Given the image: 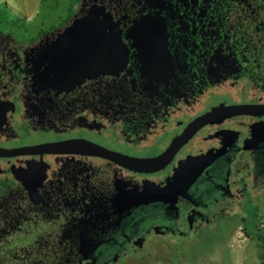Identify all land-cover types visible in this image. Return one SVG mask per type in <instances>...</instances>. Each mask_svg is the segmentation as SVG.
<instances>
[{
  "label": "flooded vegetation",
  "instance_id": "obj_1",
  "mask_svg": "<svg viewBox=\"0 0 264 264\" xmlns=\"http://www.w3.org/2000/svg\"><path fill=\"white\" fill-rule=\"evenodd\" d=\"M50 5L0 17V264H170L236 218L245 235L264 216V0ZM97 13L121 65L54 82L57 34Z\"/></svg>",
  "mask_w": 264,
  "mask_h": 264
},
{
  "label": "water",
  "instance_id": "obj_2",
  "mask_svg": "<svg viewBox=\"0 0 264 264\" xmlns=\"http://www.w3.org/2000/svg\"><path fill=\"white\" fill-rule=\"evenodd\" d=\"M102 19H101V17ZM57 46H60V54H63L66 62L64 66L68 71L55 74L54 82L62 84L68 81L76 82L85 75H97L106 71L116 69L121 65L125 57V48L120 39L119 33L111 30L106 17L97 13L94 18H82L73 20L72 23L64 29L62 33L57 34ZM90 55L91 67L80 68L79 71H73V66H79L77 61L79 56L88 58ZM88 150L99 149V146L86 144ZM198 158H192L191 161H198ZM128 163L139 164L142 160H127ZM175 170V177L180 172L181 167Z\"/></svg>",
  "mask_w": 264,
  "mask_h": 264
},
{
  "label": "rangeland",
  "instance_id": "obj_3",
  "mask_svg": "<svg viewBox=\"0 0 264 264\" xmlns=\"http://www.w3.org/2000/svg\"><path fill=\"white\" fill-rule=\"evenodd\" d=\"M76 0H45L44 2H51V8H54V12H49L51 17L60 18L63 14L64 9L68 7L70 3L75 2ZM57 2V3H53ZM11 4V3H9ZM13 5V4H12ZM5 2L0 1V17L11 19L15 22H21L18 20V16L13 10V6ZM49 5H43L40 13L33 18H35L30 23H38L43 18H50L48 14L44 15V10L47 9ZM13 12H8L6 9H10ZM57 8V10H55ZM42 12V14H41ZM252 224H256V220L259 223V226L264 229V216L257 219H249ZM194 237L191 241V246L188 250H170L171 254V263L170 264H261L264 261V258L260 256V248L257 242L253 241L251 238L245 237L244 233L240 230L239 219L236 218L231 226L225 228L223 237L221 240L210 239L209 236L199 242L197 245L195 243ZM160 250L159 253L165 254V257L162 255L161 261L162 264H166L169 257V251ZM178 251V252H177ZM168 253V254H167ZM186 253V254H185ZM140 259V258H139ZM155 258L146 257L145 260H137L134 262H129L128 264H154Z\"/></svg>",
  "mask_w": 264,
  "mask_h": 264
},
{
  "label": "crops",
  "instance_id": "obj_4",
  "mask_svg": "<svg viewBox=\"0 0 264 264\" xmlns=\"http://www.w3.org/2000/svg\"><path fill=\"white\" fill-rule=\"evenodd\" d=\"M5 2L8 6L12 5L13 10L16 15L20 14L27 19L33 18L39 14V9H41V0H0ZM11 3V4H9ZM11 12V8L9 9Z\"/></svg>",
  "mask_w": 264,
  "mask_h": 264
},
{
  "label": "trees",
  "instance_id": "obj_5",
  "mask_svg": "<svg viewBox=\"0 0 264 264\" xmlns=\"http://www.w3.org/2000/svg\"><path fill=\"white\" fill-rule=\"evenodd\" d=\"M41 1H42L41 2V9H42L43 5L51 3V2H44L45 0H41ZM47 1H49V0H47ZM53 3H57V2H53ZM50 6L52 7V4ZM55 10H57V8ZM51 11L54 12L53 10H51ZM257 226H259V223L257 221H256V224L250 225V227L245 232V236H248L253 241L257 242V244L259 245V248H260V256L262 258H264V229L260 228L259 230H256L255 227H257Z\"/></svg>",
  "mask_w": 264,
  "mask_h": 264
}]
</instances>
